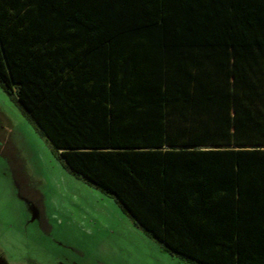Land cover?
<instances>
[{
    "label": "trees",
    "instance_id": "obj_1",
    "mask_svg": "<svg viewBox=\"0 0 264 264\" xmlns=\"http://www.w3.org/2000/svg\"><path fill=\"white\" fill-rule=\"evenodd\" d=\"M0 88L164 250L264 264V0H0Z\"/></svg>",
    "mask_w": 264,
    "mask_h": 264
},
{
    "label": "rangeland",
    "instance_id": "obj_2",
    "mask_svg": "<svg viewBox=\"0 0 264 264\" xmlns=\"http://www.w3.org/2000/svg\"><path fill=\"white\" fill-rule=\"evenodd\" d=\"M0 264H190L68 173L0 88Z\"/></svg>",
    "mask_w": 264,
    "mask_h": 264
}]
</instances>
